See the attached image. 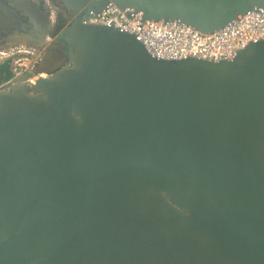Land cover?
Instances as JSON below:
<instances>
[{
    "label": "water",
    "instance_id": "obj_1",
    "mask_svg": "<svg viewBox=\"0 0 264 264\" xmlns=\"http://www.w3.org/2000/svg\"><path fill=\"white\" fill-rule=\"evenodd\" d=\"M50 1L69 65L0 92V264H264V38L162 59L86 21L115 4L208 34L264 0Z\"/></svg>",
    "mask_w": 264,
    "mask_h": 264
},
{
    "label": "built area",
    "instance_id": "obj_2",
    "mask_svg": "<svg viewBox=\"0 0 264 264\" xmlns=\"http://www.w3.org/2000/svg\"><path fill=\"white\" fill-rule=\"evenodd\" d=\"M130 10L135 9H122L115 4H110L105 11L87 16L86 21L92 24L115 25L124 31L133 33L152 55L162 59L197 57L216 61L229 60L250 43L264 38L259 37L250 41L244 47L239 48L234 55H222L214 58L216 53L231 49L251 37L253 33H257L264 22L258 17L248 18V14L252 12L250 11L216 32L224 31L234 25L233 28L221 32L218 37L209 36L206 38L198 35V32L201 31L180 21L178 22L184 26L171 23L177 21L147 20L144 18V13L140 14L139 18L135 12ZM244 16L247 17L240 21Z\"/></svg>",
    "mask_w": 264,
    "mask_h": 264
},
{
    "label": "rangeland",
    "instance_id": "obj_3",
    "mask_svg": "<svg viewBox=\"0 0 264 264\" xmlns=\"http://www.w3.org/2000/svg\"><path fill=\"white\" fill-rule=\"evenodd\" d=\"M35 2L37 1L35 0ZM37 5L41 7H39V9L46 13V16L44 13H41L44 15V18L40 20V22L43 21L42 23H44L45 28L42 26L41 31V24L39 27L37 26L40 31V34L38 33L40 37H33L27 43H21V41L27 40H21L20 42L12 41L7 48L0 49V64L7 60L11 61L14 76L8 82L10 83L11 81L13 85H24L28 81L38 79L39 76H42V74H36L37 72H35L34 69L35 66L41 65L44 57L50 53V48L53 44L52 42L53 40H56L51 37L53 35L52 30L53 28H57L59 25L62 26L64 19L70 18V13L67 10L60 8L57 4L50 0L48 2H46V0H40L37 2ZM27 20L30 22L29 19ZM64 28H61V30ZM42 35L43 38L41 39ZM38 41H42L43 45H37ZM55 59L56 56H53V58H51V62ZM44 74L46 75L47 72H44L43 75Z\"/></svg>",
    "mask_w": 264,
    "mask_h": 264
},
{
    "label": "flooded vegetation",
    "instance_id": "obj_4",
    "mask_svg": "<svg viewBox=\"0 0 264 264\" xmlns=\"http://www.w3.org/2000/svg\"><path fill=\"white\" fill-rule=\"evenodd\" d=\"M30 21V20H29ZM43 22V21H42ZM39 22L41 24V31H42V26L45 28L44 23ZM28 20L23 16V14H20V11H18L15 7L12 6L10 0H0V49L1 48H7V46L12 42V41H17L20 42L21 40H31V37H26L25 39H12V35H26L25 34V24H28ZM71 24V20L69 19H64L63 20V25H59L57 28H53L52 33H58L61 28L67 27ZM29 29L33 27L31 25V21L28 24ZM38 26V24H37ZM36 26V27H37ZM40 29V28H39ZM37 32L40 34V31L38 30L37 27ZM27 43L28 41H21V43ZM52 47L50 50L54 51V56H56V59L51 62L50 64L41 67L40 65L35 66V72L36 74H39L44 77H50L52 76L57 68H63L67 67L69 65V62L66 60H63V58L60 56V54L65 55L66 57H69V54L67 52V46H64L61 41L53 40L52 42ZM63 45V46H62ZM60 53V54H59ZM5 62V61H4ZM2 62V63H4ZM1 63V64H2ZM44 72H47V74L43 75ZM38 75V76H39ZM40 78V76H39ZM34 84L33 81H28L24 85H13V83H10L6 81L5 83H2L0 85V92H9L13 88L18 87V86H30L32 87Z\"/></svg>",
    "mask_w": 264,
    "mask_h": 264
},
{
    "label": "bare ground",
    "instance_id": "obj_5",
    "mask_svg": "<svg viewBox=\"0 0 264 264\" xmlns=\"http://www.w3.org/2000/svg\"><path fill=\"white\" fill-rule=\"evenodd\" d=\"M16 1H17V4L19 5V7L21 6L22 8H25V10H24L25 13L28 16H30L31 17L30 19L33 20V23L34 24L36 23V26L38 24V27H39L40 26V23H39L40 20L44 18V15L41 14L39 6L37 5V2H39L40 0H36L37 2H35V0H16ZM48 1L49 0H46V2H48ZM130 11L135 12L137 14L136 16L139 17V18L141 17L140 14H143V12L137 11L136 9L135 10H130ZM246 17L245 16L242 17V19H240V21H242ZM253 17H258L264 22V9L256 8L255 10H253L251 13L248 14V18H253ZM171 23H174L176 25L184 26L178 21L177 22H171ZM112 24H115V23L112 22ZM233 27H234V25H232L231 27L227 28L226 30H229V29H231ZM226 30H224V31H226ZM224 31H221V32H224ZM221 32H213V33H208V34H203L201 32H198L199 33L198 35L201 36V37H206V38H209V36H217L218 37ZM11 37H12V39H20V40L26 38V36H24V35H23V38H22V35L21 36L12 35ZM259 37H261V38L264 37V23L261 26V29L257 33H253L251 37H248L246 40L242 41L241 43L236 44L231 49L222 50L220 53H216L214 55V58H218L219 56H222V55H234L238 51L239 48L244 47L250 41H252V40H254L256 38H259ZM46 39H48V38H46ZM49 40H50V38H49ZM41 77H44V76H41ZM36 80L37 79H33L32 81L35 83Z\"/></svg>",
    "mask_w": 264,
    "mask_h": 264
},
{
    "label": "trees",
    "instance_id": "obj_6",
    "mask_svg": "<svg viewBox=\"0 0 264 264\" xmlns=\"http://www.w3.org/2000/svg\"><path fill=\"white\" fill-rule=\"evenodd\" d=\"M14 76L12 64L10 60L0 64V85L9 81Z\"/></svg>",
    "mask_w": 264,
    "mask_h": 264
}]
</instances>
